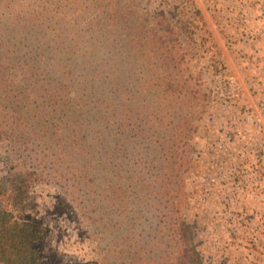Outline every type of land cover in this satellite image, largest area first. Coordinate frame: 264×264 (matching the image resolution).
I'll use <instances>...</instances> for the list:
<instances>
[{
    "label": "rangeland",
    "instance_id": "1",
    "mask_svg": "<svg viewBox=\"0 0 264 264\" xmlns=\"http://www.w3.org/2000/svg\"><path fill=\"white\" fill-rule=\"evenodd\" d=\"M123 14L132 27H121L116 17ZM0 24L77 34L106 47L145 43L151 50L145 64L135 56L130 63L135 77L159 69L174 75L153 61L176 52L177 73L195 91L180 89L169 100L168 90L163 101L175 117L162 125V136L185 142L162 205L175 194L197 264H264V0H0ZM187 109L192 114L184 121ZM51 144L33 138L15 152L0 135V206L44 226L41 264H166L151 245L161 238L152 197L132 209L135 215L141 207L136 253L119 236L107 196L111 174L98 146L86 140L73 146L69 138ZM130 155L139 158L134 150ZM161 167L171 171L163 155ZM143 173L157 188L167 183L146 167Z\"/></svg>",
    "mask_w": 264,
    "mask_h": 264
},
{
    "label": "trees",
    "instance_id": "2",
    "mask_svg": "<svg viewBox=\"0 0 264 264\" xmlns=\"http://www.w3.org/2000/svg\"><path fill=\"white\" fill-rule=\"evenodd\" d=\"M116 18L122 28L133 26L124 14ZM79 37L83 38L0 24V135L11 142L15 152H24L33 138L45 146L64 138L73 146H81L83 140L96 144L99 162L111 174L106 179L107 196L110 208L115 207L119 216L120 238L130 241L132 250L139 252L142 245L134 228L141 207L135 215L132 209L138 203H148L151 196L153 201L148 204L156 212L155 231L161 233L160 240L151 242L153 253L164 257L162 263L166 264H197L198 252L184 238L187 223L177 215L175 194L162 205L163 196L172 191L168 182L180 166L185 142L173 133L162 136V125L168 117H175V109L164 110L163 101L168 100V90L169 100H176L180 89L190 95L194 86L180 79L176 52L163 57L159 53L153 61L155 67L174 69V75L165 76L159 69L135 77L131 60L135 56L145 64L151 51L147 44L112 42L106 47L94 38L81 42ZM163 58L173 59L172 64L165 65ZM164 85L167 89L162 90ZM190 114L187 109L183 120ZM165 140L168 148L162 151ZM130 150L139 158L131 159ZM162 155L171 169L165 174L158 168ZM145 167L156 172L154 177L168 181L165 186L157 188L155 179L144 176ZM44 237L42 224L0 206V264H41L39 243ZM192 250L193 255L189 253Z\"/></svg>",
    "mask_w": 264,
    "mask_h": 264
}]
</instances>
